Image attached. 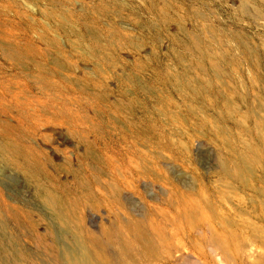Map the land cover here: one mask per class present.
Returning <instances> with one entry per match:
<instances>
[{"label": "rangeland", "instance_id": "374dc122", "mask_svg": "<svg viewBox=\"0 0 264 264\" xmlns=\"http://www.w3.org/2000/svg\"><path fill=\"white\" fill-rule=\"evenodd\" d=\"M108 263L264 264V0H0V264Z\"/></svg>", "mask_w": 264, "mask_h": 264}, {"label": "bare ground", "instance_id": "6f19581e", "mask_svg": "<svg viewBox=\"0 0 264 264\" xmlns=\"http://www.w3.org/2000/svg\"><path fill=\"white\" fill-rule=\"evenodd\" d=\"M239 155V154H238ZM240 161V160H239ZM241 162V161H240ZM245 170V169H244ZM240 174H241V172H240ZM242 175V174H241ZM54 200V199H53ZM192 211V210H191ZM146 225V224H145ZM139 228V227H138ZM120 229V228H119ZM130 229V228H129ZM135 233V232H134ZM144 233V232H143ZM132 234H133V232H132ZM145 234V233H144ZM144 234H142V235H144ZM117 235V234H116ZM149 235V234H148ZM113 236V235H112ZM239 236V235H238ZM212 237V236H211ZM143 239H145V238H143ZM138 240V239H137ZM213 240V239H212ZM147 241V240H146ZM145 241V242H146ZM115 242V241H114ZM140 243H143V242H141L140 241ZM139 243V244H140ZM148 243V242H147ZM117 244V243H116ZM99 245V244H98ZM115 247H116V245H115ZM118 247V246H117ZM156 248V247H155ZM114 249H116V248H114ZM133 249V248H132ZM108 250V249H107ZM117 250V249H116ZM134 250H136V249H134ZM149 250V249H148ZM114 253V252H113ZM107 254H109V252H107ZM111 254H112V252H111ZM128 255V254H127ZM131 255H132V253H131ZM112 256H113V254H112ZM81 257H83V256H81ZM99 259V258H98ZM112 259H114L113 257H112ZM125 259V258H124ZM130 260V259H129ZM114 261H115V259H114ZM117 263V262H116ZM127 263V262H126ZM109 264V263H108Z\"/></svg>", "mask_w": 264, "mask_h": 264}]
</instances>
